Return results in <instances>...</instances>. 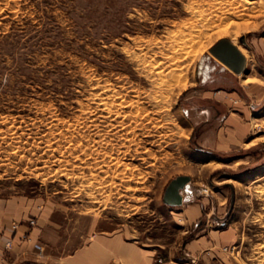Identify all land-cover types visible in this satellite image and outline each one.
<instances>
[{
	"label": "rangeland",
	"instance_id": "obj_1",
	"mask_svg": "<svg viewBox=\"0 0 264 264\" xmlns=\"http://www.w3.org/2000/svg\"><path fill=\"white\" fill-rule=\"evenodd\" d=\"M179 175L192 223L163 201ZM0 198L44 210L66 252L124 232L179 264L206 236L184 264H264V0H0Z\"/></svg>",
	"mask_w": 264,
	"mask_h": 264
},
{
	"label": "crops",
	"instance_id": "obj_2",
	"mask_svg": "<svg viewBox=\"0 0 264 264\" xmlns=\"http://www.w3.org/2000/svg\"><path fill=\"white\" fill-rule=\"evenodd\" d=\"M183 197V203L189 202L183 213L189 222H195L202 216V202H191L184 192ZM29 220H35V223L30 225ZM63 232V228L50 220L44 210L34 214L17 199L0 198V246L12 240V247L6 255L7 264H154L151 255L139 244L130 241L124 232L95 235L80 232L82 242L69 252L62 247V242L59 243ZM216 239L227 244L231 241V234L226 230ZM36 244H41L44 250L39 252ZM209 244L212 242L206 236L186 243L184 252L178 258L179 264L188 262ZM167 264L172 263L167 261Z\"/></svg>",
	"mask_w": 264,
	"mask_h": 264
},
{
	"label": "water",
	"instance_id": "obj_3",
	"mask_svg": "<svg viewBox=\"0 0 264 264\" xmlns=\"http://www.w3.org/2000/svg\"><path fill=\"white\" fill-rule=\"evenodd\" d=\"M211 54L236 74H241L246 68V57L232 44L228 38L220 39L210 49ZM191 181L188 175H179L166 187L163 201L166 205L176 207L184 202L183 191Z\"/></svg>",
	"mask_w": 264,
	"mask_h": 264
},
{
	"label": "built area",
	"instance_id": "obj_4",
	"mask_svg": "<svg viewBox=\"0 0 264 264\" xmlns=\"http://www.w3.org/2000/svg\"><path fill=\"white\" fill-rule=\"evenodd\" d=\"M29 223L30 225H33L35 223V220H29ZM11 247H12V240H7L4 242L2 246H0V254H1L0 264H7L6 255ZM35 247L39 252L44 250V247L41 244H36ZM228 249H229L228 246L224 247V250H228ZM155 262L157 264H165V259L159 256L155 259Z\"/></svg>",
	"mask_w": 264,
	"mask_h": 264
},
{
	"label": "bare ground",
	"instance_id": "obj_5",
	"mask_svg": "<svg viewBox=\"0 0 264 264\" xmlns=\"http://www.w3.org/2000/svg\"><path fill=\"white\" fill-rule=\"evenodd\" d=\"M231 43H232V42H231ZM232 44H233V43H232ZM234 45H235V44H234ZM236 47L242 52L243 55L245 54L244 50H243L239 45H236ZM244 56H245V55H244ZM245 57H246V56H245ZM246 66H247V60H246ZM157 73H158V72H157ZM159 74H160V73H159ZM160 75H162V74H160ZM240 75H242V73L239 74V76H240ZM158 76H159V75H158ZM158 76H157V78L160 77V76H159V77H158ZM161 77H162V76H161ZM164 77H165V75L163 76V78H164ZM173 78H174V77H173ZM177 78H178V76H177ZM161 79H162V78H161ZM165 80H166V79H164V81H165ZM172 80H173V79H172ZM156 81H157V80H156ZM161 81H162V80H161ZM164 81H163V82H160V84H161L160 86H161V87H165V86H167V84L165 83L166 81H165V82H164ZM174 81H175V79H174ZM176 81H178V79H177ZM169 82H170V81H169ZM169 82H167V83H169ZM158 83H159V80H158ZM172 85H173V84H172ZM160 86H159V87H160ZM169 86H170V85H168V87H169ZM237 127H238V126H237Z\"/></svg>",
	"mask_w": 264,
	"mask_h": 264
}]
</instances>
